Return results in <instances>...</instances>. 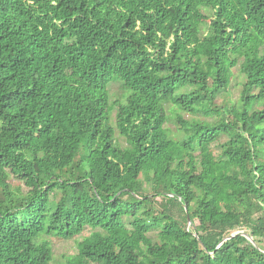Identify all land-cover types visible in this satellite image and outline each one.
<instances>
[{"label":"trees","instance_id":"trees-1","mask_svg":"<svg viewBox=\"0 0 264 264\" xmlns=\"http://www.w3.org/2000/svg\"><path fill=\"white\" fill-rule=\"evenodd\" d=\"M0 264H264V0H0Z\"/></svg>","mask_w":264,"mask_h":264},{"label":"rangeland","instance_id":"rangeland-1","mask_svg":"<svg viewBox=\"0 0 264 264\" xmlns=\"http://www.w3.org/2000/svg\"><path fill=\"white\" fill-rule=\"evenodd\" d=\"M235 84V80H233L232 85ZM109 90L111 94H115L120 92V83L119 81H113L110 83L109 85ZM234 94H238V89L234 88ZM170 126H172L174 128L173 124H169ZM13 183L15 184H21L23 189H27L26 187H24L25 185L19 180H14ZM91 232V229L88 228L87 230H85V232L83 234H89ZM48 240H50L52 242V246H53V253H54V257H60L62 256L61 254L64 253H75L77 251L76 248V239H63V238H58V237H51V236H47L46 237ZM58 259V258H57ZM56 259V260H57ZM55 262V258L54 261Z\"/></svg>","mask_w":264,"mask_h":264},{"label":"water","instance_id":"water-1","mask_svg":"<svg viewBox=\"0 0 264 264\" xmlns=\"http://www.w3.org/2000/svg\"><path fill=\"white\" fill-rule=\"evenodd\" d=\"M189 224H191V219H190V218H189ZM236 233H237V232H235V233H233L232 235H230L229 237L225 238V240L231 238V237L234 236ZM251 238H252V237H251ZM251 238H250V239H251ZM252 240H253V239H252Z\"/></svg>","mask_w":264,"mask_h":264}]
</instances>
